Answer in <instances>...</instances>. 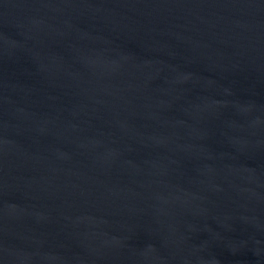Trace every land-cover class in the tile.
Segmentation results:
<instances>
[{
  "label": "water",
  "instance_id": "95a60500",
  "mask_svg": "<svg viewBox=\"0 0 264 264\" xmlns=\"http://www.w3.org/2000/svg\"><path fill=\"white\" fill-rule=\"evenodd\" d=\"M0 264H264V0H0Z\"/></svg>",
  "mask_w": 264,
  "mask_h": 264
}]
</instances>
